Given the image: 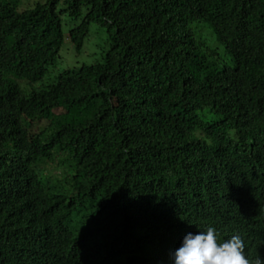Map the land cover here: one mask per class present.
Masks as SVG:
<instances>
[{
  "label": "trees",
  "instance_id": "16d2710c",
  "mask_svg": "<svg viewBox=\"0 0 264 264\" xmlns=\"http://www.w3.org/2000/svg\"><path fill=\"white\" fill-rule=\"evenodd\" d=\"M93 24L102 61L43 82ZM208 227L264 259V0H0V264H172Z\"/></svg>",
  "mask_w": 264,
  "mask_h": 264
},
{
  "label": "rangeland",
  "instance_id": "374dc122",
  "mask_svg": "<svg viewBox=\"0 0 264 264\" xmlns=\"http://www.w3.org/2000/svg\"><path fill=\"white\" fill-rule=\"evenodd\" d=\"M12 3L17 9L21 10L23 8L32 7L37 3H44L46 0H3ZM60 6H58V9ZM63 31L70 28L72 25L71 21L67 16H62ZM202 34H204L207 40L210 42L212 48L216 49L218 52L216 62L218 65H232L230 57L225 53L223 47L216 43L215 37L206 25L201 24ZM110 47V41L108 40V32L105 25L93 24L89 28V34L86 37L83 48L80 53L75 52L70 41H66L59 53L58 60L56 61V68L52 69L50 73L43 79V82H49L53 79L54 74L58 70H63L66 68H75L83 64H92L102 61L106 51ZM45 122H40L34 126V131L41 130L45 127ZM63 171L62 166H58L51 163L44 168L42 173L44 176H53L57 174L59 177Z\"/></svg>",
  "mask_w": 264,
  "mask_h": 264
},
{
  "label": "clouds",
  "instance_id": "9594fccd",
  "mask_svg": "<svg viewBox=\"0 0 264 264\" xmlns=\"http://www.w3.org/2000/svg\"><path fill=\"white\" fill-rule=\"evenodd\" d=\"M244 242L239 234L218 242L214 227L188 233L181 245L171 253L172 264H264V259L246 258Z\"/></svg>",
  "mask_w": 264,
  "mask_h": 264
}]
</instances>
